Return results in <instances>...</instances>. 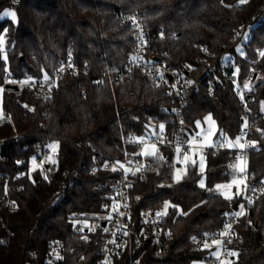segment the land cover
Masks as SVG:
<instances>
[{
	"label": "trees",
	"instance_id": "obj_1",
	"mask_svg": "<svg viewBox=\"0 0 264 264\" xmlns=\"http://www.w3.org/2000/svg\"><path fill=\"white\" fill-rule=\"evenodd\" d=\"M17 1L0 0V12L10 7L17 14V22L7 16L0 19V34L8 30L0 46V115L9 113L12 120V124L0 123L5 156L0 161V239L7 230L12 232L8 243L0 242V264H46L52 238L63 242L61 264H78L79 256L81 264H94L98 235L78 232L77 225L101 217L106 188L96 185L115 175L112 171L91 175L95 158H127L134 151L127 143L129 135H142L156 123H163L169 134L178 127L170 82L154 84L140 70L97 80L104 71L122 68L133 50L135 34L124 12L142 16L149 37L147 52L156 50L169 68L188 71L192 84L182 106L188 132L198 131L195 122L203 124L210 114L217 127L214 139L234 140L264 102V57L257 54L258 48L264 49V0L243 4L239 0ZM254 18L257 22L243 42L238 32ZM239 44L244 46L243 55L238 53ZM68 49L73 61L87 66V75L64 71L50 85L47 97L37 100V81L65 61ZM227 53L234 60L233 70L239 69L240 80L251 67L247 57L260 70L254 78L253 100L246 106L220 67L206 72L210 62ZM5 73L16 81L17 90L5 87L9 82ZM25 76L35 78L32 86L21 83ZM28 103L36 104V115L26 107ZM249 137L256 143L247 151V166L250 177L259 180L264 178V120ZM52 141L60 142L55 170L47 168L35 151L36 145ZM158 149L156 156H144L145 173L134 180L130 204L136 215L164 210V201L178 205L169 207L163 218L170 237L144 241L139 253L127 249L116 258L117 264H133L136 257L137 264L200 260L202 253L189 238L219 229L225 213L241 198V191L227 199L215 188L230 182L237 172L228 151L211 152L203 173L198 170L200 161L188 163L186 173L176 181V150ZM33 157L42 167L33 170ZM202 176L205 187H200ZM236 227L241 240L231 264H264V196L247 206ZM82 234L89 238L82 240Z\"/></svg>",
	"mask_w": 264,
	"mask_h": 264
},
{
	"label": "built area",
	"instance_id": "obj_2",
	"mask_svg": "<svg viewBox=\"0 0 264 264\" xmlns=\"http://www.w3.org/2000/svg\"><path fill=\"white\" fill-rule=\"evenodd\" d=\"M14 4H18L17 0H12ZM123 17L128 19L134 34H135V44L133 46L132 52L126 57L124 66L119 69H114L111 71H104L97 75V80L101 82L103 79H117L124 75H129L134 71L140 70L145 72L154 84H161L170 82L172 85V93H173V101L177 104L175 109V114L178 116V127L173 134H169V132L164 129L163 132L160 131L159 125L161 123H156L150 127L149 131L145 132L142 135H138L136 133H132L127 138V143L134 148V151L125 159L119 160L114 158H95L96 163L89 169V173L93 176H98L101 171H112L115 175L110 176L105 182H99L96 187L100 188L104 186L106 188V192L104 195V199L101 202V217L86 224L83 220L79 221L77 225V231H85L89 233V235L95 234L98 235L96 238V245L98 250V257L95 260L94 264H117L116 258L120 257L127 249L132 253H139L140 248L144 241L150 238H158L160 236L165 239L170 237V233L167 229H165L162 225L164 215L157 216L156 213L158 211L153 210H145L136 215L130 204V191L133 188L134 180L136 178L142 177L145 173V162L144 156L139 153L143 150L142 143H136V138L139 136H144L145 143L148 144H156L157 147H172L176 150L177 146L181 148V152L179 153V159L182 161L185 154L192 156L193 153L189 149L187 144V140L191 138V136L195 135L196 131L193 133H189L187 130V123L185 117L182 113V106L185 103V96L187 89L191 86L192 80L188 77V71H179L176 69L169 68L163 61L159 58V54L156 50L152 52H147L146 45L148 43V32L144 26L143 18L141 15L134 12H124ZM131 17H135L136 24H133ZM138 25V26H137ZM247 23L244 27H242L238 35L244 37V34L248 32L249 35V26ZM162 37H165V33L163 30H160V34ZM175 35H170L171 39H174ZM232 42L235 41V38H231ZM259 49V48H258ZM257 49V50H258ZM205 49H203L204 51ZM67 56L65 61L60 64L55 70H53L52 74L49 75V80H45L41 78L37 81V91L36 97L37 100L45 99L49 93L50 85L64 72L68 71L72 74L82 73L87 75V66L85 64L80 65L73 61L71 57L70 50L67 51ZM257 54L258 51H257ZM224 56V55H223ZM223 56L220 61H213L208 64L207 73L214 72L218 67L221 68L223 75L228 76L233 82V90L234 92L241 97V102L244 106L248 102L253 100V93L255 92V83L254 78L259 74L260 70L256 67V61L250 57H247V61L250 62L251 67L248 70L246 76L240 80L237 75H233L234 68V60L230 58L228 60H224ZM61 65H63V70L61 69ZM5 77L9 80L8 83H12V78L9 74L5 73ZM28 76H25L24 80H26ZM31 86L34 84V81L28 82ZM15 84V83H14ZM247 85V87H245ZM209 94H213L212 87L208 86ZM27 108L33 111V114H37L36 104L28 103ZM264 120V102L262 103L260 112L256 115L253 121L245 123L238 136L240 137V143L246 145L244 149L240 148H228L227 143L229 138H215L214 143L209 146H200L199 152L203 154L204 161L208 159V156L211 152L215 153L218 151H228L230 155L235 159L236 163H238V159L240 158L245 162V171L244 173H239L238 170L236 174L233 176L234 178H244L245 184L240 185L241 187V198L240 200L234 204L233 210L229 211L225 216V220L222 226L219 229H216L211 232H206L209 235L205 236L201 235H192L189 238L190 244L195 247L196 250L200 251L202 264H220L221 260L230 261L234 258L229 253L234 251L237 253V249L239 246V242L241 240L236 224L238 223L241 216H236L234 213L241 211L240 205H243L244 213L246 212V208L249 204H251L257 196H264V178L259 180H253L251 176V172L247 166V158L246 154L251 145L250 135L252 131L256 128V124ZM11 123L12 120L10 118L9 113H3L0 115V123ZM183 122V123H181ZM152 133H155L153 135ZM202 139V138H201ZM163 140V143H161ZM234 140H231L235 142ZM3 140H0V161L5 159L2 150ZM223 144L224 147L220 145ZM47 145V144H46ZM46 145H36L35 151L38 156H40L41 162L45 163L47 168L51 170H55L58 167L57 158L54 155L55 163L46 159L49 155L50 150L46 147ZM134 153H136L134 155ZM196 160L199 161V155L195 157ZM119 160L127 169H131V171L126 172L124 168H120L117 165V171H113V165L116 164V161ZM37 162H40L36 159ZM105 162H107V167L105 166ZM176 162L177 161V152H176ZM63 174L65 172H62ZM235 186V185H234ZM19 187V186H18ZM233 189H231V193ZM251 201V202H249ZM12 206H15V203L10 201ZM161 212L163 210H160ZM123 213V214H121ZM104 215V217H102ZM231 224V229L227 231L230 233L228 236L222 237L220 235L221 232L225 231V225ZM12 232L7 230V235L0 239L1 243H8L10 240ZM84 234H82L81 239H85ZM195 238V239H194ZM213 239H221L223 240V244L220 247V255L217 257L213 255L216 251V246L213 245L210 249H205L202 247L203 243L207 241L211 243ZM63 242L58 238H52L49 240L45 263L46 264H61V247ZM72 247L67 249L70 252ZM32 256L34 259L37 258L36 251H32ZM82 256L78 257V264H81ZM138 257H136L133 261V264H137Z\"/></svg>",
	"mask_w": 264,
	"mask_h": 264
},
{
	"label": "snow or ice",
	"instance_id": "obj_3",
	"mask_svg": "<svg viewBox=\"0 0 264 264\" xmlns=\"http://www.w3.org/2000/svg\"><path fill=\"white\" fill-rule=\"evenodd\" d=\"M239 2L243 4V3H246L247 0H239ZM221 3H223V0H221ZM3 15L4 16H9V17H11V20L13 22H17V14H16L15 11L5 10ZM131 20H132L133 24H136L135 17H131ZM256 22H257V18H254L253 19V23L248 26L249 31L255 26ZM7 31H8L7 28H4L3 29V34H0V46H2L4 44V35L7 34ZM161 35H163V34L161 33ZM247 36H248V32H246L244 34V38H247ZM238 50H240V49H238ZM257 51H258V53H259V55L261 57H264V49H258ZM243 54H244L243 51H241V55H243ZM5 59H6V57H5ZM188 67L191 68V65H188ZM60 70H63V65H61V69ZM238 72H239V69L237 68L236 71L233 72V75L234 76L237 75ZM43 78L45 80H49V74L47 72H45ZM34 79H35L34 77L30 76L26 80L21 81V83L27 84L29 81L34 80ZM13 83H16V81H13ZM245 87H247V85H245ZM241 98L243 99V97H241ZM205 120L208 122L209 127L207 129L201 127V122L199 120H197L195 122L196 123V127L199 128L200 131L196 132L195 135L191 136V138L187 140V144L189 146V149L193 153L192 156H189V155L185 154L184 157H183V160L181 161L179 159V153L181 152V148L179 147V145L176 148L177 161L179 163H183L185 165V168H184L183 172L181 171L180 168H176V174L173 176V179L176 180V181H179L180 179H182V176L187 171L186 165L188 163L196 164L195 157L197 155H199V161H200L199 162V169H200L201 173H203L204 170H205L206 164L204 162V156H203L202 153L199 152V148H200V146H205L206 147V146L212 145L214 143V141L211 139V137H213L216 134V131H217L216 128L214 127L215 121L212 120L210 114H209V116L205 117ZM181 123H183V122H181ZM159 128H160V131L163 132L164 129H165V125L163 123H161L159 125ZM152 134L155 135V133H152ZM144 140H145L144 136H139V137L136 138V143H142L143 144V150L139 154L143 155V156H156L158 154V152H159V149H158L157 145L156 144L145 143ZM161 143H163V140H161ZM250 143L252 145H254L256 143V141H251ZM59 144H60L59 141H52L51 143L46 145V147L50 150L49 155L46 157L47 160H49V161H51L53 163L56 162L54 160V154L58 152ZM220 146L224 147L223 144H221ZM227 147L228 148H237L238 147L240 149H244L246 147V145L243 144V143H240V137H236L235 142H233L231 140L228 141ZM135 154L136 153H134V155ZM161 158L163 159V157H161ZM237 159H238V163L233 165L232 167L234 169L238 170L239 173H244V171H245V162L242 159H240V158H237ZM32 162H33V165H34L33 170H35V168L42 167V164H37L36 163V157L32 158ZM17 163H20V161H17ZM117 165L120 168H124V170L126 172L131 171V169L125 168V166L119 160H117L116 164L113 165V171H117L118 170L117 169ZM105 166L106 167L108 166L107 162H105ZM45 179H47V177H45ZM244 184H245L244 178H234L233 180H231L228 183L216 184L215 188L217 190H221V194L225 198L231 199L233 195H238L240 193V191H241L240 185H244ZM234 185L236 186V192L235 193H231V189H232V187ZM200 187H205L203 179L200 180ZM249 202H251V201H249ZM169 207H179V206L178 205H172L170 201H164V210L162 212L158 211L156 213V215L157 216L166 215L167 214V209ZM240 208H241V211L234 213L236 216H243L245 214L244 210H243V205H240ZM121 214H123V213H121ZM183 214L187 215V213H183ZM225 215H227V213H225ZM249 223H251V221H249ZM224 227H225V231L220 233V235L222 237L228 236L230 234L227 230L231 229L232 225L231 224H227ZM204 235L208 236L209 234L205 233ZM86 238L87 237H85V239ZM222 244H223V240H221V239H213L211 241V243H208L207 241H205L203 243L202 247L205 248V249H210L213 245H215L216 246V251L213 253V255H216L217 257H219V255H220V247L222 246ZM229 254L231 256H237L238 255L234 251L230 252ZM194 264H195V262H194ZM220 264H231V261H227L226 262L224 260H221Z\"/></svg>",
	"mask_w": 264,
	"mask_h": 264
},
{
	"label": "rangeland",
	"instance_id": "obj_4",
	"mask_svg": "<svg viewBox=\"0 0 264 264\" xmlns=\"http://www.w3.org/2000/svg\"><path fill=\"white\" fill-rule=\"evenodd\" d=\"M5 10L15 11L14 8H10V7H5V8H3L2 11L0 12V19H1L2 17H5V16L3 15V13L5 12ZM7 17H8V18H11V17H9V16H7ZM246 40H247V39L243 37V42H246ZM238 49H240V50H238V53L241 54V51L244 52V46H243L242 44H239V45H238ZM231 56H232V55L229 54V53L224 54L223 59H224V60H228V59L231 58ZM208 116H209V115H208ZM206 117H207V116H206ZM201 127L207 129V128L209 127L208 122L205 120V122H204L203 124H201ZM214 127H215L216 130H217L216 124L214 125ZM199 130H200V129H199ZM211 139L214 140V136L211 137ZM37 164H38V163H37ZM33 166H34V165H33ZM197 166H198V170H199V172H201L200 169H199V162L197 163ZM176 168H180L181 171L183 172V170H184V168H185V165H184L183 163H182V164H178V165H176L175 168H174V175L176 174ZM201 178L203 179V176H202ZM203 180H204V179H203ZM199 183H200V181H199ZM233 188H235V186H233L232 189H233ZM220 192H221V191H220ZM102 217H104V215H102ZM194 262H195V264H202V261H200V260L193 261V262H191L190 264H194Z\"/></svg>",
	"mask_w": 264,
	"mask_h": 264
},
{
	"label": "water",
	"instance_id": "obj_5",
	"mask_svg": "<svg viewBox=\"0 0 264 264\" xmlns=\"http://www.w3.org/2000/svg\"><path fill=\"white\" fill-rule=\"evenodd\" d=\"M5 87L12 88V89H15V90H17L19 88L18 85L14 84V83L13 84L12 83H6Z\"/></svg>",
	"mask_w": 264,
	"mask_h": 264
}]
</instances>
